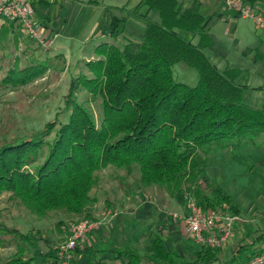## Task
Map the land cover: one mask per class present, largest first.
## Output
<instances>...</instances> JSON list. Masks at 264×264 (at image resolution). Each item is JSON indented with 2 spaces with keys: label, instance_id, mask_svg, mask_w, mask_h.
Listing matches in <instances>:
<instances>
[{
  "label": "trees",
  "instance_id": "1",
  "mask_svg": "<svg viewBox=\"0 0 264 264\" xmlns=\"http://www.w3.org/2000/svg\"><path fill=\"white\" fill-rule=\"evenodd\" d=\"M143 4L160 22L148 20L139 44L118 46L123 21L112 18L104 42L94 48V59L85 63L90 75L70 79L55 120L29 137L0 146V197L8 194L9 201L36 219H59V233L69 223L99 219L94 191L100 188L102 173L111 169L124 172L127 179L138 170L134 185L123 182L121 174L117 177L121 190L128 188L132 194L156 189L171 200L188 195L203 209L240 215L230 197L206 182L207 157L213 148L240 147L247 138L263 134L264 110L244 104L243 90L235 84L240 70L218 73L204 55L214 50V40L198 0L188 8L177 0ZM178 31L193 34L197 44L186 42ZM7 36L1 27L0 39ZM179 63L200 71L197 86L175 81L173 67ZM48 70L47 61L14 67L0 80V88L26 87ZM83 92L101 99L98 120L78 100ZM41 236L40 230L23 233L0 223V248H15L7 259L0 252V264H56L52 255H41ZM152 238L149 255L127 243L110 252L121 264H247L259 254L249 256L252 247H243L222 261L219 249L203 247L189 260L167 249L162 229ZM81 255L93 256L77 247L73 264Z\"/></svg>",
  "mask_w": 264,
  "mask_h": 264
},
{
  "label": "rangeland",
  "instance_id": "2",
  "mask_svg": "<svg viewBox=\"0 0 264 264\" xmlns=\"http://www.w3.org/2000/svg\"><path fill=\"white\" fill-rule=\"evenodd\" d=\"M53 2L55 11L61 13L66 26L62 31L58 29L59 34L51 45L43 47L27 36H20L15 42L0 39V80L17 66L24 68L45 61L49 65L46 74L26 87L0 88V146L16 138L29 137L55 120L56 114L63 107L70 79L80 73L90 75L85 63L93 56L94 48L104 42L96 36L100 32H108V24L112 18L123 21L116 43L121 48L129 43L141 42L148 20L160 22L158 14L149 11L143 4L144 0H97V5H90V0ZM215 10L218 13L213 16ZM261 10L264 12V7ZM202 13L208 18L207 27L214 40V50H206L204 55L211 60L218 73L226 69L240 70L235 84L243 90L244 104L264 110V30L258 29L249 19L236 17L233 11L225 8L223 0H212L209 5L202 6ZM38 22L40 21L37 20ZM97 26L98 29L93 34L96 39L92 40L91 33ZM18 32L20 34L21 30ZM178 34L192 45L198 42L189 32L178 31ZM173 74L177 83L189 87L197 86L201 79L200 71L185 63L175 65ZM78 100L85 103L96 119H99L100 98L93 100L88 93L83 92L78 95ZM261 159H264V133L247 138L240 147L211 149L205 173L214 187L234 201L248 221V226L254 231L258 227L264 228V168L261 166ZM120 174L123 182L130 186L139 178L137 169L129 179L124 172L105 170L100 189L94 191L99 201L111 199L113 194L119 195L116 190H120L121 186L116 188V185ZM144 193H151L160 204L171 200L164 192L156 189ZM209 195L215 197L216 192ZM58 220L54 217L36 219L22 207L9 201L8 194L0 197V223L23 233L40 230L44 241L40 245L41 255H52L54 247L62 241L64 226L62 233H59L55 228ZM180 240L188 246L196 245L192 239L181 236ZM0 252L7 259L15 252V248H0ZM176 252L173 251L177 254ZM52 261L49 263L54 264Z\"/></svg>",
  "mask_w": 264,
  "mask_h": 264
},
{
  "label": "crops",
  "instance_id": "3",
  "mask_svg": "<svg viewBox=\"0 0 264 264\" xmlns=\"http://www.w3.org/2000/svg\"><path fill=\"white\" fill-rule=\"evenodd\" d=\"M53 1L55 0H33L35 21H40L37 24L41 36L46 41L55 39L59 34L58 32L60 30L62 31L66 26V22H64L63 16L61 17V13L55 11V4ZM177 1L182 4L184 8L189 7L193 2V0ZM198 1L203 7L212 3V0ZM249 3L257 10L263 12L261 8L264 7V4L258 0H254L252 3L249 1ZM217 13L218 10H215L213 16ZM222 16L223 15H220V17ZM236 17L238 16L236 15ZM60 21H62L61 24ZM39 23L41 25H39ZM58 24H60V26H58ZM3 27L8 31V36L3 38L5 41L12 40L15 42L20 39V36H26L22 29H20L21 27L17 24H6ZM97 29L98 26L91 33L90 38H92V40L94 38L93 34H95ZM18 30H21L20 34ZM104 34V32H100L97 34L96 38L103 41L105 37ZM60 57L62 58V56ZM92 59H94V54L87 62ZM260 163L262 168H264V159H261ZM206 182L211 184L207 177ZM118 187L119 184L117 183L116 188ZM116 191L119 192V195L113 194L111 199L107 198L103 201L100 200L97 205L96 217L106 218L107 221L98 230L88 235L80 246L82 250H89L93 256H78L76 258V264H90L92 261L105 264H121L120 260L116 258V255L110 251L119 248L122 243H127L129 247L136 252L149 255L152 251V234L157 233L160 229L163 230V241L167 249L171 252L174 250L177 251L176 255L193 260L194 254L202 251L203 246L197 243L196 245L193 244L188 246V244L180 240L181 236L190 239L185 232L182 221V217L187 213L186 205L182 200H169L160 204L152 197L151 193L136 192L132 194L128 188ZM112 214H114V217L111 220L110 215ZM175 216L179 218L176 219L174 218ZM222 224V219L216 221L217 228L221 227ZM263 233V227H258L255 231L252 227H249L248 221L244 219L240 212L238 221L233 225L231 238L225 245L219 248L220 259L222 261H227L241 248L249 246L252 247L248 252L249 256L260 253L264 250Z\"/></svg>",
  "mask_w": 264,
  "mask_h": 264
},
{
  "label": "built area",
  "instance_id": "4",
  "mask_svg": "<svg viewBox=\"0 0 264 264\" xmlns=\"http://www.w3.org/2000/svg\"><path fill=\"white\" fill-rule=\"evenodd\" d=\"M228 10L233 11L242 19L251 20L258 29L264 30V13L250 5L248 0H223ZM33 0H0V28L6 24H17L28 38L43 47L51 45L40 34L35 21ZM187 213L182 217L187 236L197 244L211 249H219L232 236L233 225L238 217L226 214L221 210L203 209L190 196L182 199ZM114 214L110 215L112 220ZM178 219L179 217L175 216ZM223 220L221 227H216V221ZM106 218L96 221L83 220L69 223L63 227L64 238L53 249L56 264H73L74 252L80 247L88 235L98 230ZM247 264H264V250L252 258Z\"/></svg>",
  "mask_w": 264,
  "mask_h": 264
}]
</instances>
